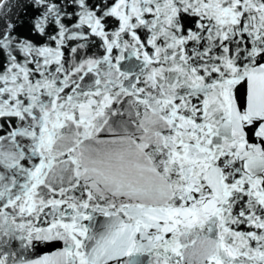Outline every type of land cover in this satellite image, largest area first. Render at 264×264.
<instances>
[{"label":"snow or ice","instance_id":"snow-or-ice-1","mask_svg":"<svg viewBox=\"0 0 264 264\" xmlns=\"http://www.w3.org/2000/svg\"><path fill=\"white\" fill-rule=\"evenodd\" d=\"M0 264H264V0H0Z\"/></svg>","mask_w":264,"mask_h":264}]
</instances>
